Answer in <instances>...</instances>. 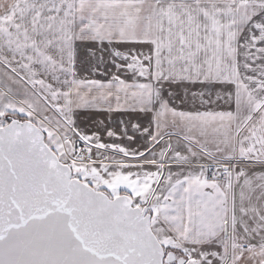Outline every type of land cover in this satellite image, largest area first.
Wrapping results in <instances>:
<instances>
[{
    "label": "snow or ice",
    "instance_id": "snow-or-ice-1",
    "mask_svg": "<svg viewBox=\"0 0 264 264\" xmlns=\"http://www.w3.org/2000/svg\"><path fill=\"white\" fill-rule=\"evenodd\" d=\"M0 264H264V0H0Z\"/></svg>",
    "mask_w": 264,
    "mask_h": 264
},
{
    "label": "crops",
    "instance_id": "crops-1",
    "mask_svg": "<svg viewBox=\"0 0 264 264\" xmlns=\"http://www.w3.org/2000/svg\"><path fill=\"white\" fill-rule=\"evenodd\" d=\"M105 115H106V114H103V115H96L95 118H96V120H102V119H105ZM123 118H125V117H123L122 114H113V115L109 118V120L106 121V122H110L111 125H112V127L115 128L116 125H117V123H118V121H119L120 119H123ZM82 124H88L90 128L94 126V124H93V123H92L87 117L83 118V120H82Z\"/></svg>",
    "mask_w": 264,
    "mask_h": 264
}]
</instances>
